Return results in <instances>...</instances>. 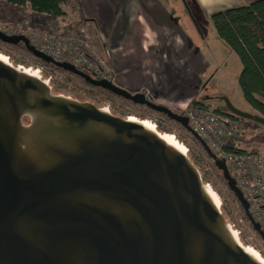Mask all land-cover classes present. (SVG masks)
I'll return each instance as SVG.
<instances>
[{"label":"water","instance_id":"obj_1","mask_svg":"<svg viewBox=\"0 0 264 264\" xmlns=\"http://www.w3.org/2000/svg\"><path fill=\"white\" fill-rule=\"evenodd\" d=\"M38 59L180 123L203 145L264 242L225 158L172 108L55 60L25 35L0 31ZM233 115L264 118L219 98ZM186 145L109 107L55 93L0 55V264H264L245 245Z\"/></svg>","mask_w":264,"mask_h":264},{"label":"crops","instance_id":"obj_2","mask_svg":"<svg viewBox=\"0 0 264 264\" xmlns=\"http://www.w3.org/2000/svg\"><path fill=\"white\" fill-rule=\"evenodd\" d=\"M251 1L196 0L194 4L190 0H75L79 5L77 22H83L80 28L103 44L109 59L111 79L117 85L133 92L149 91L155 102L172 109L196 98L220 102L223 100L219 98L226 97L245 112H249L248 105L241 100L234 101L229 92L210 97L203 94L207 88L203 87L204 83L207 80L210 83L219 72L213 70L219 52L224 51L231 56L232 51L216 35L221 44L212 43L213 49L208 46L211 49L209 60L207 54L201 53L205 50L208 37H211L209 32L207 34L202 13L206 21L211 22L214 14L247 6ZM2 10L1 23L10 24L6 13L12 10L26 11L35 20L34 23L48 17L33 13L29 7ZM184 19L190 23L194 34L187 29ZM26 21L21 19V22ZM230 61L233 63L231 70L240 75L241 65L236 59ZM215 68L220 70L222 66ZM248 121L246 124L251 129L253 125ZM256 128L251 133L264 134L263 125ZM246 131H243V139L247 137ZM238 147L242 150L255 148L243 141L238 143Z\"/></svg>","mask_w":264,"mask_h":264},{"label":"built area","instance_id":"obj_3","mask_svg":"<svg viewBox=\"0 0 264 264\" xmlns=\"http://www.w3.org/2000/svg\"><path fill=\"white\" fill-rule=\"evenodd\" d=\"M2 1L0 0V2ZM191 2L195 4L196 0H190ZM202 16L203 21L209 23L203 13ZM52 18L55 21L50 22L45 28L32 24L7 26L1 23L0 31L8 35H25L30 39L32 45L52 56L55 60L70 62L87 73L94 72L100 79L113 80L111 79L109 59L100 41L89 35L84 29L72 25L67 26L64 19ZM0 55L7 56L13 62L16 61L14 54L1 46ZM21 60L19 66L44 76L48 74V80H53L55 73L49 66L31 59ZM144 93L153 99L151 92L144 91ZM181 113L188 117L191 127L206 141L210 149L220 158L226 159L238 187L250 203V211L253 217L261 223L264 230V151L243 150L244 152L240 154H228L226 152L227 148L240 149L238 143L243 139V118L235 116L231 112L219 114L213 110L198 107H185ZM128 117L147 121L157 129L172 130L165 133L173 135L179 142L186 145L179 138L178 131L170 125L171 123L157 114L143 113L142 111L133 113ZM214 164L213 162L211 167ZM209 183L213 184V180L211 179ZM238 233L241 235L240 230ZM249 236L252 243L249 244L246 241L247 246L256 249L264 257V245L256 243L254 235Z\"/></svg>","mask_w":264,"mask_h":264},{"label":"trees","instance_id":"obj_4","mask_svg":"<svg viewBox=\"0 0 264 264\" xmlns=\"http://www.w3.org/2000/svg\"><path fill=\"white\" fill-rule=\"evenodd\" d=\"M15 7H29L33 13L44 15L48 17H57L60 19H68L71 15L78 13L79 5L75 0H3L2 8L9 9ZM83 22H77L75 24L76 28H80ZM211 24L214 28L216 35L223 40L227 46L234 52L240 62L241 72L239 75V84L242 90V96L245 103L249 107V112L253 115H258L264 118V0H253L247 6L233 8L226 10L224 12H219L211 17ZM0 43H2L0 41ZM6 46L18 51L23 56L33 59L36 62L45 64L51 69L63 73L69 81H72L75 85H82L86 88H73L69 90L66 82L62 83L59 81L51 82L53 90L55 93H64L76 97L79 100L91 101L98 106H101V97L111 99L112 101L118 102L123 106H132L137 109H141L146 113L157 114L170 122L171 124L178 127L182 132L184 137L190 139L196 145L199 152V157L190 152V157L192 162L201 171L204 181H207L205 174L203 172L202 162L206 161L213 165L212 158L205 151L201 142L189 131H187L180 123L170 119L163 113L156 112L146 106L138 105L132 101L120 97L106 89L94 86L90 82L86 81L82 77L64 71L61 68L55 67L52 64L45 63L44 61L38 59L32 53H30L23 44L9 45ZM225 107L226 104L223 101ZM117 105V104H116ZM110 107L115 115L123 117V113L119 112L122 107L118 106ZM192 107L198 108H208L207 101L196 98L190 102ZM226 110L229 111L226 107ZM177 113H181L175 110ZM216 113L223 114L224 111L215 110ZM256 126H261L259 123L251 121ZM254 126H251L253 128ZM254 127V129H255ZM243 130L250 129L246 120L243 119L242 122ZM256 151V150H253ZM226 152L228 154H240L244 151L241 149H231L227 148ZM214 169L219 176V179L224 187V190L233 207L239 212L241 217L244 219L247 226L252 230L256 239L264 245L263 240L259 234L253 229L250 221L245 214L244 208L240 201L237 199L235 194L229 189L227 182L225 181L221 171L217 169L214 164ZM231 173L232 169L230 168ZM233 174V173H232ZM223 213L227 220L233 224L234 217L229 207H222Z\"/></svg>","mask_w":264,"mask_h":264},{"label":"rangeland","instance_id":"obj_5","mask_svg":"<svg viewBox=\"0 0 264 264\" xmlns=\"http://www.w3.org/2000/svg\"><path fill=\"white\" fill-rule=\"evenodd\" d=\"M3 2V1H2ZM2 2H0V13L3 12L4 10H2ZM16 11V10H15ZM14 10L12 11H9L8 13H6V18L7 20L10 22L9 23H2L3 25H12V24H18V25H21V26H27V25H35L37 27H41V28H45L48 26V24L52 21H55L54 18L52 17H46L45 20H42L41 22L39 23H34V19L28 15V13L26 11H16L15 12ZM5 16V15H4ZM21 19H24V20H27L26 23L25 22H21ZM60 19V18H59ZM200 19V18H199ZM68 21L66 22L67 23V26L69 25H72V26H75V24L77 23V14L75 15H71L68 19ZM184 23H186V27L189 31H191L193 34L194 32L192 31V27L190 26V23L187 21V20H183ZM1 24V22H0ZM205 28L207 29V34L209 32L210 36L211 37H208L209 39H207V41L205 42V50L201 51L202 54H207V59L209 60V58L211 57V52H209L211 49L208 48V46H212V43H219L221 44L220 40L218 39V37L216 36V33L214 31V28L212 27V24L211 22L207 23L206 22V25H205ZM206 36V35H205ZM94 37V36H93ZM199 41V40H198ZM102 47L103 44L101 43ZM0 46L3 47V48H6L7 50H9L10 52H12L15 56V60L14 63L16 65H19L21 63V59H30L28 57H25L23 56L21 53H19L18 51L16 50H13L12 48L6 46L5 44H2L0 43ZM212 49L214 48V45L211 47ZM229 51V50H228ZM200 53V54H201ZM201 54V55H202ZM212 54H215V53H212ZM231 56H229V54H225L224 51H220L219 52V56H217V59L218 61L215 62V67H217V65H221L222 68H220V70L218 68H215L214 67V71L216 72L217 71L218 73H216L214 79L210 82V83H207L208 80L206 81V83H204L203 87L206 88V91L205 93L203 92V94L206 96V97H210V96H213V95H217L219 94L220 92H229V95L233 98L234 101L238 102V101H242L245 103L244 99H243V96H242V91H241V88H240V85H239V82H238V78H239V75L238 73H236V71H233L231 70V66H232V58L233 59H236V61H238V64H240L236 54L230 52ZM217 55V54H215ZM32 61H34L33 59H31ZM12 61V60H11ZM36 62V61H35ZM53 72L55 73V76L53 78V80H51L50 82H53V81H59V82H66L67 85H68V88L69 90L73 89L74 87L75 88H86L84 86H82L81 84L79 85H75L72 81H69L67 79V77L59 72V71H56V70H53ZM211 75V74H210ZM209 75V76H210ZM44 79H47V76H44L42 75ZM207 101V100H206ZM207 101V104H208V108L207 109H210V110H221V111H227L226 108H225V105L224 103L222 102H219V101ZM155 102V101H154ZM211 102V103H210ZM101 107H112L114 105L118 106V107H122L121 104H119L118 102H115L112 101L111 99H107V98H102L101 97ZM215 103V104H213ZM185 107H190V108H195V107H192L190 105V102L188 103H184V104H180L179 106H175L173 107V110H178V111H183V109ZM111 109V108H110ZM143 110L141 109H137V108H134L132 106H123L121 109H119V112L122 114L123 113V117H128L130 116L131 114L135 113L136 112H142ZM145 111H143L144 113ZM142 115V114H140ZM168 121V120H167ZM249 122V121H248ZM170 123V122H169ZM254 127V123L253 122H250ZM172 125V127H174L179 135H180V139L182 141L185 142L186 146L188 147L189 149V153L191 152L192 154H195L199 157V152L196 148V145L194 144L193 141H191L190 139L184 137V135L182 134V132L178 129V127H176L175 125L173 124H170ZM251 128V129H247V137L245 139H243L242 141L244 142V144H249V145H252V147L254 146L255 148H253V150H256V151H264V134L263 133H259V134H254V133H251V131L253 130H256L257 128L255 127V129ZM160 131L162 132H169V131H172V130H169V131H166V130H162V129H159ZM243 136H245V133H243ZM202 167H203V172L205 174V177L207 179V181H205L206 183L210 184L214 190L220 195L221 197V200H222V203H223V206H227L229 207L230 211L232 212V215L234 217V223L232 224L234 226L235 229L240 230L241 231V239L243 241V243L245 245H248L252 243L251 239H250V236L249 235H254V233L252 232V230L247 226V224L245 223L244 219L241 217V215L239 214V212L233 207L231 201H230V198L228 197V195L226 194L225 190H224V187L219 179V176L218 174L216 173L214 167H211V164L206 162V161H203L202 162ZM211 179L213 180V184L209 183L211 181ZM222 206V207H223ZM255 237V235H254ZM256 239V237H255ZM248 243H247V242ZM256 243H258L259 245H263L261 244L257 239L255 240Z\"/></svg>","mask_w":264,"mask_h":264},{"label":"bare ground","instance_id":"obj_6","mask_svg":"<svg viewBox=\"0 0 264 264\" xmlns=\"http://www.w3.org/2000/svg\"><path fill=\"white\" fill-rule=\"evenodd\" d=\"M4 56V55H3ZM133 118H135V117H133ZM144 121V120H143ZM144 122H146V123H148V124H150L149 122H147V121H144ZM150 125H152V124H150ZM154 126V125H153ZM166 134H168V133H166ZM168 135H170L171 137H173L174 139H176L173 135H171V134H168ZM177 140V139H176ZM178 141V140H177ZM180 144H182L181 142H180ZM184 145V144H183ZM250 247V246H249ZM251 249H253V250H255V251H257L256 249H254V248H252V247H250ZM258 252V251H257ZM259 253V252H258ZM260 254V253H259Z\"/></svg>","mask_w":264,"mask_h":264}]
</instances>
